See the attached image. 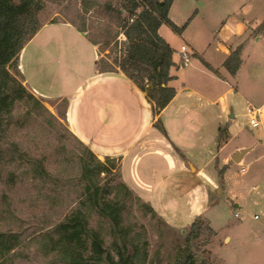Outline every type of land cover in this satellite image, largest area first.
Returning a JSON list of instances; mask_svg holds the SVG:
<instances>
[{
	"label": "rangeland",
	"instance_id": "rangeland-1",
	"mask_svg": "<svg viewBox=\"0 0 264 264\" xmlns=\"http://www.w3.org/2000/svg\"><path fill=\"white\" fill-rule=\"evenodd\" d=\"M109 1L114 5L118 2L86 0L88 10L85 12L83 0H48L40 14V20L42 25L54 21L69 23L78 29L84 27L86 33L83 34L87 40L89 36L97 42L95 46L99 65L105 69L108 63L114 64L120 60L125 49V37L122 34L117 37L115 43L111 41L107 47L103 44L107 32L110 30V34H113L115 31L114 21H110L113 14H108L104 9V4ZM170 14L177 26L186 24L185 28L182 33H178L167 24H162L161 34L175 49L179 48L180 44L185 45L190 53L187 75H191L192 68L198 64L204 67L202 56H217L220 53L217 44L233 45L238 42L242 47V63L236 75L229 76L231 84L245 93L240 98L235 95V91L228 95V99H233L235 117L228 128L231 141L227 151L228 154L234 153L232 151L235 145L249 143L259 131L258 128H251L246 122L245 99L254 105V101L264 96V0H173ZM237 24L243 25L241 30ZM47 35H42L43 42ZM71 40L72 38L69 40L65 36L71 56L63 58L59 53L58 63L55 61L58 65L63 66L69 60L78 65L84 58L83 51L79 49V42L73 44ZM58 42L59 40L53 41L54 44ZM37 43L38 41L28 45L25 53L27 61L35 69L44 59ZM62 60L64 62L59 64ZM58 68L61 67H47L50 69V87L54 88L58 84ZM18 70L22 73L19 60ZM35 73L39 76L37 71ZM18 77L26 85L24 78L21 75ZM73 78L72 75L71 79ZM35 96L56 119L46 114L33 116L32 113L28 116L25 106L21 103L16 105L14 123L3 143L6 148L5 159L0 162V230L20 235V243L10 253L12 264H60L53 254L43 255L36 240L50 232L76 205L82 192L78 157L88 145L70 130L67 115H62L67 108L65 98L57 100ZM21 152L25 156L21 157ZM10 154H13L12 157ZM252 156L254 151L245 156L243 162H233L230 159V164L233 165L228 172L236 179H243L248 176L252 167L259 165L261 170L264 161L247 164ZM32 159L43 162L46 176H33ZM116 164L118 168L119 159ZM119 171L120 167L119 170L102 173L101 183L110 181L111 184H116L124 181ZM260 174L262 177L255 183L256 191L247 203H240L242 209L228 203L225 187L222 194L217 195L219 201L214 203L209 215L213 226L220 230V235L225 233L231 237V241L223 243L221 238L217 239L215 234L206 228L193 243L196 253L206 257L211 264H264V168ZM219 181L222 182V179ZM247 182L249 189L253 179ZM235 211H238L239 218L234 217ZM255 215L257 218H254ZM124 216L127 221L136 224L137 230L144 231V238L148 242L146 264H175V248L188 228L169 227L159 217L145 213L133 198L126 201ZM89 223L93 228L102 229L104 246L112 249V236L108 234L109 225L106 219L92 213Z\"/></svg>",
	"mask_w": 264,
	"mask_h": 264
},
{
	"label": "crops",
	"instance_id": "crops-1",
	"mask_svg": "<svg viewBox=\"0 0 264 264\" xmlns=\"http://www.w3.org/2000/svg\"><path fill=\"white\" fill-rule=\"evenodd\" d=\"M171 6L169 18H172ZM237 26L241 30L243 25ZM158 32L162 36L161 26ZM46 34L43 42L41 37ZM65 36L69 40L72 38L73 44L79 42V49L85 55L78 65L70 60L63 66L57 64L59 53L63 58L71 56ZM54 40H59V45L54 44ZM36 41L44 55L37 69L25 55L28 45ZM238 46V42L217 44L220 53L202 56L204 67L200 64L193 67L191 75H187L190 64L180 67L178 48L171 46L174 64L170 68L172 79L168 85L174 88L175 95L160 111L145 91L118 67L116 71L100 72L96 46L69 23L43 24L20 51L19 63L29 90L42 98H65L70 130L99 158L119 159L124 182L151 205L169 227L187 228L196 216H200L215 231V237L224 243L226 238L227 242L231 241V237L225 233L221 236L209 215L214 203L219 201L217 195L222 194L225 187L228 203L242 209L240 203H247L256 191L255 183L262 177L260 172L264 168V163L261 170L259 165L252 167L243 179H236L228 172L233 165L230 164L231 156L242 148H247V152L240 162L253 151L248 165L264 161V125L257 127L259 131L252 134L254 137L249 143L235 145L231 155L227 151L231 141L228 128L235 117L233 99H228V95L235 91L240 98L245 93L231 84L229 76L232 75L223 62ZM54 64L61 68L56 72L58 84L53 88L48 84L50 69L47 67ZM49 93L52 95H47ZM254 106L264 107V96L254 101ZM158 118L165 134L154 125ZM220 126L227 129L229 137L218 145L216 136ZM251 178L253 183L248 189L247 181Z\"/></svg>",
	"mask_w": 264,
	"mask_h": 264
},
{
	"label": "trees",
	"instance_id": "trees-1",
	"mask_svg": "<svg viewBox=\"0 0 264 264\" xmlns=\"http://www.w3.org/2000/svg\"><path fill=\"white\" fill-rule=\"evenodd\" d=\"M47 1L0 0V162L5 159L6 148L3 143L14 123L17 104L21 103L27 108L25 113L28 116L33 113V116L46 114L55 118L18 77L21 75L24 78L23 73L18 70L20 51L41 28L40 14ZM172 2L173 0H118L116 5L110 1L104 4L105 11L113 14L110 21H114L115 31L113 34H110V30L107 32L103 44L107 47L111 41L115 43L122 34L125 37V49L120 60L114 64L108 63L105 69L100 67L98 60V70L111 72L118 67L145 91L158 111L167 106L175 95L174 88L168 85L172 79L170 68L174 64L173 49L159 34L158 29L162 24H167L171 29L182 33L186 25L177 26L169 18ZM83 6L86 12V0H83ZM77 30L86 33L84 27ZM88 40L97 45L89 36ZM241 63L242 47L239 45L228 54L223 66L230 75L235 76ZM154 125L161 133H166L159 118ZM228 137L227 129L220 126L216 136L218 145L226 142ZM19 155L25 156L22 152ZM31 162L33 176L47 175L42 161L32 159ZM116 162V158L110 157L100 160L90 147H85L78 157L82 192L76 205L63 219L50 232L36 240L43 255L53 254L60 264L147 263L148 242L144 238V231L137 230L135 223L125 219L126 201L133 198L145 213L159 217L163 223L165 221L126 182L101 183L102 173L119 170ZM92 213L106 219L109 225L108 234L112 236V249L105 248L102 229L89 225ZM187 228L182 241L175 248V264H211L206 257L196 253L193 243L202 230L207 228L213 234L215 231L200 216H196ZM19 243L18 233L0 230V264H12L10 253Z\"/></svg>",
	"mask_w": 264,
	"mask_h": 264
},
{
	"label": "built area",
	"instance_id": "built-area-1",
	"mask_svg": "<svg viewBox=\"0 0 264 264\" xmlns=\"http://www.w3.org/2000/svg\"><path fill=\"white\" fill-rule=\"evenodd\" d=\"M178 56L179 66L185 67L190 64V53L185 48L184 44H181L176 52ZM246 122L251 128H257L258 126L264 125V107L254 106L250 102L245 104ZM237 211L234 212V217H239ZM257 218V215L254 216Z\"/></svg>",
	"mask_w": 264,
	"mask_h": 264
},
{
	"label": "water",
	"instance_id": "water-1",
	"mask_svg": "<svg viewBox=\"0 0 264 264\" xmlns=\"http://www.w3.org/2000/svg\"><path fill=\"white\" fill-rule=\"evenodd\" d=\"M247 152V148H242L240 150H237L232 156H231V160H233V162H239L242 158V156ZM226 242L228 241V238H226L225 240Z\"/></svg>",
	"mask_w": 264,
	"mask_h": 264
}]
</instances>
